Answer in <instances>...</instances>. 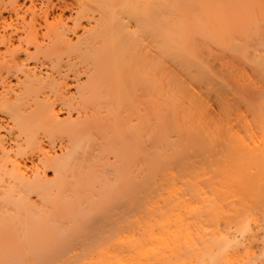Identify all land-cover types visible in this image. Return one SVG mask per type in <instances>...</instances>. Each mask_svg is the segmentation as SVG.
<instances>
[{
  "label": "bare ground",
  "instance_id": "obj_1",
  "mask_svg": "<svg viewBox=\"0 0 264 264\" xmlns=\"http://www.w3.org/2000/svg\"><path fill=\"white\" fill-rule=\"evenodd\" d=\"M0 264H264V0H0Z\"/></svg>",
  "mask_w": 264,
  "mask_h": 264
},
{
  "label": "rangeland",
  "instance_id": "obj_2",
  "mask_svg": "<svg viewBox=\"0 0 264 264\" xmlns=\"http://www.w3.org/2000/svg\"><path fill=\"white\" fill-rule=\"evenodd\" d=\"M176 69V68H175ZM198 90L200 92H202V90H200L198 88ZM203 94V93H202ZM209 101H208V108L210 109L211 111V115L214 117V118H217L219 119L221 116H222V111H221V108L217 102V100L215 98H207Z\"/></svg>",
  "mask_w": 264,
  "mask_h": 264
}]
</instances>
